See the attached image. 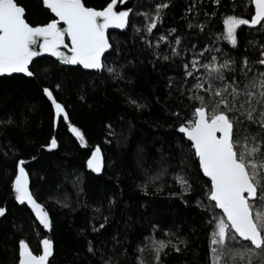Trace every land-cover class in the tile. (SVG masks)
<instances>
[{
  "label": "trees",
  "instance_id": "16d2710c",
  "mask_svg": "<svg viewBox=\"0 0 264 264\" xmlns=\"http://www.w3.org/2000/svg\"><path fill=\"white\" fill-rule=\"evenodd\" d=\"M18 2L26 8V19L33 25L53 18L41 0ZM84 2L96 8L105 5V0ZM157 2L162 0H138L127 31L110 33V42L114 47L119 44L120 51L111 49L106 62L118 68L122 79L113 80L107 72L64 66L49 57L33 62L32 67L39 69L35 77L0 76V206L6 208V213L0 216V264H16L20 239L38 254L44 236L54 242L49 264H102V258L109 256L116 264H138V259L143 264H154L152 238L174 239L163 232L166 228L186 243L178 245L180 252L166 248L168 254H161L164 264H210L209 220L221 212L218 209L209 212L195 203L199 198L209 204L203 194L210 181L198 170L194 153L180 147L183 141L174 131L178 118L171 113L179 108L187 116L192 105L187 96L179 95L177 87L171 88L169 96L168 80L171 77L179 82L182 63L188 62L192 53L205 44L218 46L233 56L255 58L257 52L246 46L247 42H264V34L241 26L237 48L233 49L224 40L213 44L215 34L223 31V15L234 12L248 17L240 0H236L235 9L231 8L233 0H221L218 9L211 0H196L201 13L198 17L192 13L187 16L196 23L203 22V31L189 29L184 18L185 9L193 0H171L162 22L147 34L153 42L160 34L168 37L157 46L162 56H171L170 45H174L175 36H181V44L174 46L183 52V57L173 56L165 61L154 57L152 49L140 39L144 13ZM213 10L216 16L204 15ZM132 25L141 32H135ZM172 28L177 31L171 32ZM44 86L52 89L65 105L69 120L80 128L85 144L80 143L62 117L53 122L50 101L42 93ZM129 96L145 107L137 109L129 104ZM9 117L12 122L3 123ZM52 136L57 139V147L49 149L45 145ZM96 145L101 147L104 157L101 173L86 166L87 157ZM19 158L27 162L30 191L49 212L50 230L43 228L29 205L14 198L11 180ZM164 164L169 166V173L180 168L186 173L192 186V191L184 196L187 203L179 196L170 195L180 191L172 175L164 178L159 191L154 183H147V193L141 190L140 185L148 182L153 172ZM104 217H107L104 227L93 231L95 225L103 223ZM152 225L159 228L153 230ZM89 240L96 249L95 255L87 250ZM253 264H264V257L255 258Z\"/></svg>",
  "mask_w": 264,
  "mask_h": 264
},
{
  "label": "snow or ice",
  "instance_id": "6c2138e0",
  "mask_svg": "<svg viewBox=\"0 0 264 264\" xmlns=\"http://www.w3.org/2000/svg\"><path fill=\"white\" fill-rule=\"evenodd\" d=\"M170 2H157L152 10L144 13L145 24L140 35V39L152 49L153 56L165 61L173 56L183 57V52L174 46L181 44V36H175L174 45H170L171 56H162L157 46L168 37L160 34L153 42L147 34L152 33L158 22H162L164 10ZM117 3L118 0H105L104 6L96 8L87 6L84 0H42V5L54 14V18L33 25L26 19V8L18 0H0V76L24 74L35 77L39 69L32 67L33 58L40 53H50L63 64L76 65L82 71L107 72L113 80L122 79L118 68L106 62L107 50L120 51L119 44L114 47L110 42L108 30L110 27L125 29L133 9L127 7L125 0H119L120 4H124V9L119 10ZM211 3L217 9L221 6V0H211ZM240 4L248 11V17L234 12L223 15V31L215 34L213 44L224 40L233 49L237 48L241 26L258 29L264 34V0H240ZM236 7V0H233L231 8ZM185 13L189 29L204 30L203 22L196 23L187 16V13H192L193 17H198L201 13L196 0L185 9ZM204 15L212 17L217 12L213 10ZM132 27L135 32H141L135 25ZM176 31L171 29L173 33ZM246 46H252L257 52L255 58L233 56L218 46L205 44L192 53L188 62L182 63L183 73L179 82L171 77L168 80L169 96L172 95L171 88L177 87L179 95L187 96L192 105L187 116L179 108L171 113L178 118L174 131L183 141L180 147H187L194 153L198 159V170L210 181L203 194L209 204H204L199 198L195 203L209 212L222 210L219 216L209 220L210 264H253L255 258L264 257V42L252 40ZM62 47L69 51H63ZM192 48L195 49L196 45L193 44ZM55 87L58 89L59 84ZM42 93L50 101L53 122L62 117L80 143L85 144L80 128L71 123L65 105L55 97L53 90L44 86ZM127 102L137 109L145 107L131 96ZM11 122L10 117L3 121ZM45 147L56 148V137L52 136ZM4 155L7 156V153ZM26 163L23 158L15 161L14 179L11 180L14 198L21 204L26 202L43 228L50 230L52 220L49 212L30 191ZM86 166L95 173L102 172L104 157L99 145L91 149ZM168 167L164 164L153 172L149 181L140 185L141 190L147 193V183H154L159 191L164 178L172 175L180 191L170 195L184 200L185 194L192 191L191 183L182 168L169 173ZM157 181L159 183H155ZM184 202L187 203V200ZM112 203L113 198H110L109 204ZM5 213L6 208L0 206V216ZM106 223L107 217H104L103 223L95 225L93 231H99ZM158 228L159 225H152L153 230ZM163 232L174 239L152 238L154 264H164L161 254H168L166 248L180 252L178 245L186 243L170 228L163 229ZM112 239L115 240V237ZM87 244L88 252L95 255L93 242L89 240ZM40 245L42 250L37 254L24 239H20L16 264H49V258L54 254V242L44 236ZM102 264H116V260L109 256L102 258ZM138 264H143V260L138 259Z\"/></svg>",
  "mask_w": 264,
  "mask_h": 264
},
{
  "label": "water",
  "instance_id": "95a60500",
  "mask_svg": "<svg viewBox=\"0 0 264 264\" xmlns=\"http://www.w3.org/2000/svg\"><path fill=\"white\" fill-rule=\"evenodd\" d=\"M41 1H42V0H41ZM137 2H138V0H125V3L127 4V7L132 8L133 10H134V7H135V5H136ZM43 6H44V5H43ZM44 8L50 12V10L46 8V6H44ZM117 8H118L119 10H123V9H124V4H120V3H119V0H118V3H117ZM50 14H51L52 17L54 18V14H52L51 12H50ZM131 14H132V13H130V17H131ZM60 26H63V22H60ZM128 26H129V25H128ZM128 26H127L125 29H119V28L110 27L109 30H108V35H109V37H110V33H112V32H119V33H124V32H126L127 29H128ZM66 42H67V40H66ZM36 47H37V50H38V44L36 45ZM62 50L65 51V52H68V51H69L68 49H64L63 47H62ZM110 51H111V49L107 50L106 55H107ZM44 57L53 58L54 60L58 61L60 64H62V65H64V66L78 67V66H76V65L63 64L61 61L58 60V58L51 56L50 53H40L37 57H34V58H33V62L36 61V60H38V59H40V58H44ZM85 71L95 72L94 70H85ZM14 75H23V76H25L24 74H13L12 76H14ZM1 77H7V76H1ZM28 78H32V77H28ZM204 177H205V176H204ZM205 178H206L207 180H209L207 177H205ZM218 210H219L220 212H222V210H220V209H218Z\"/></svg>",
  "mask_w": 264,
  "mask_h": 264
},
{
  "label": "rangeland",
  "instance_id": "374dc122",
  "mask_svg": "<svg viewBox=\"0 0 264 264\" xmlns=\"http://www.w3.org/2000/svg\"><path fill=\"white\" fill-rule=\"evenodd\" d=\"M58 121V120H57ZM71 131V130H70ZM72 132V131H71ZM73 133V132H72ZM74 134V133H73ZM75 135V134H74ZM26 203V202H25ZM27 204V203H26Z\"/></svg>",
  "mask_w": 264,
  "mask_h": 264
},
{
  "label": "bare ground",
  "instance_id": "6f19581e",
  "mask_svg": "<svg viewBox=\"0 0 264 264\" xmlns=\"http://www.w3.org/2000/svg\"><path fill=\"white\" fill-rule=\"evenodd\" d=\"M42 2V1H41ZM44 7V6H43ZM45 9V8H44ZM53 59V58H52ZM26 77V76H25Z\"/></svg>",
  "mask_w": 264,
  "mask_h": 264
}]
</instances>
